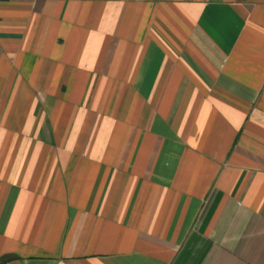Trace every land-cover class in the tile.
Listing matches in <instances>:
<instances>
[{
    "label": "crops",
    "instance_id": "crops-1",
    "mask_svg": "<svg viewBox=\"0 0 264 264\" xmlns=\"http://www.w3.org/2000/svg\"><path fill=\"white\" fill-rule=\"evenodd\" d=\"M0 264H264V0H0Z\"/></svg>",
    "mask_w": 264,
    "mask_h": 264
}]
</instances>
